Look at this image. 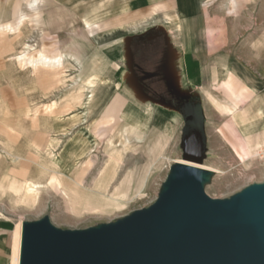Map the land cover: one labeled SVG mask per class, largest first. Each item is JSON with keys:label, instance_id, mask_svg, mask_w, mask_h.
<instances>
[{"label": "rangeland", "instance_id": "374dc122", "mask_svg": "<svg viewBox=\"0 0 264 264\" xmlns=\"http://www.w3.org/2000/svg\"><path fill=\"white\" fill-rule=\"evenodd\" d=\"M33 1L39 0H0V121L5 120L0 124V186L6 188L4 175L19 167L12 157L31 159L35 144L44 147L38 161L50 165L46 154L51 152L58 159L82 132L94 141L88 128L108 105L114 117L99 128V147L92 154L94 165L84 174V185L88 190L99 185V175L109 168L111 143L120 147L123 162L109 184L107 198L128 172L133 171L135 177L122 209L75 214L60 181L48 175L38 178V164L29 163L33 171L29 179L40 183L39 195L18 200L6 189L0 190V222L13 231L20 223L48 217L60 230L83 231L113 224L157 201L173 166L184 162L185 123L176 111L137 96L127 82L125 68L127 39L154 28L165 31L184 80L202 98L207 143L204 165L218 171L208 177L207 195L230 199L251 185L264 183V145L253 158L249 156L247 142L231 116L216 109L208 97L220 104L227 102V87L222 83L230 71L247 85L239 87L241 109H247L254 96L264 100V0H201L200 9L185 0L191 16L184 14V0H47L44 16L31 8ZM154 8V15L148 17ZM84 19L101 22L96 29L99 34L89 36ZM179 22H184L181 30ZM120 23L128 29L108 30ZM43 56L65 60L61 83L48 91L44 85L50 76H40L31 64ZM68 105L69 112L54 123V115L63 113L64 107L67 111ZM27 108L32 110L31 118L23 113ZM137 127L143 133L141 140L131 134Z\"/></svg>", "mask_w": 264, "mask_h": 264}, {"label": "water", "instance_id": "95a60500", "mask_svg": "<svg viewBox=\"0 0 264 264\" xmlns=\"http://www.w3.org/2000/svg\"><path fill=\"white\" fill-rule=\"evenodd\" d=\"M187 123L185 163L173 166L151 207L83 231L60 230L48 217L24 222L20 264H264V183L209 197L205 114Z\"/></svg>", "mask_w": 264, "mask_h": 264}, {"label": "bare ground", "instance_id": "6f19581e", "mask_svg": "<svg viewBox=\"0 0 264 264\" xmlns=\"http://www.w3.org/2000/svg\"><path fill=\"white\" fill-rule=\"evenodd\" d=\"M185 3L186 2L184 0L183 5L185 6V9H186L184 14L188 13L189 16L193 15L192 10H187L188 8H190V6L188 7ZM46 4H47V0L33 1V3L31 4V8L35 12H41L40 16L41 15L44 16L45 13L43 11L46 9ZM190 5L200 9L201 0H191ZM157 6L160 8H163V6L161 5H157ZM155 11H156V8L152 10V12L149 14L148 17L153 16ZM126 13L127 12H123V14H126ZM84 23L86 25L87 33L89 34V36L93 37L96 34H99L96 32V29L99 27L101 22H96L95 20L93 21L90 19H84ZM182 25H184V22L183 24L179 22L177 24V27L180 28L181 30ZM126 27L127 26L125 23L123 24L120 23L116 25L115 27L110 28L108 30H114L117 28L127 30L128 28ZM108 30L103 31V32H108ZM103 32H100V33H103ZM31 64L35 66V69H37L40 76H43V75L50 76V79H51L50 82H48L47 85H44L46 86L47 91L48 89L56 88L59 86V84L61 83L60 81L61 69H63V65L65 67L64 58H55V57L51 58L48 56L47 57L43 56L42 58L36 61L32 60ZM230 76H231V72L228 71L225 77V80H229ZM42 78L43 77H41V79ZM89 84L94 86L92 82H90ZM228 89H230V87ZM233 89L232 88L230 89L231 94L229 95L231 96L230 98L233 99V101H227L224 104H220L210 95L208 97H210V100L212 101V103L217 107L216 109H219L221 112L231 116L233 124L238 128V131L239 133H241L240 135L244 138L245 142H247L248 149H249V156L253 158L257 154V151L259 150V148L262 145H264V100L263 99L261 100L259 96H254L253 99H251V101L249 100L250 103L247 109H241L238 106V100L236 96L237 94L235 93V88L233 87ZM90 102L91 100L88 102L87 105H89ZM1 103L2 102L0 101V107L2 106ZM70 106L71 105L67 106V111L65 110L66 107H64L63 113L59 115H54V118H53L54 123L57 124L61 122L65 113L69 112L68 108H70ZM109 106L110 105L104 108V110L100 113V117L95 121L93 125H91L88 128L94 141L91 142L88 138H86L83 135L84 133L82 132L76 139L69 142V144L65 148L64 153L61 154V156H59L58 159L55 160L54 154L51 152L49 154H46L50 158V161L48 163L50 165H44L43 163H40L38 161L41 158L40 155L44 151V147L38 146L36 144L34 146H31L35 150V153L33 155L32 153H30L31 159L29 158L21 159L20 157L16 158L13 156L11 159L12 162L14 164L18 163L19 167L10 169L8 173L4 175V179L7 181V187L5 188L4 185H1L0 190L6 189L12 195H15L18 198V200L23 199V200L29 201V200L35 199L36 196L39 195L38 193L40 190V183L33 182L29 179V177H32L31 175L33 174V171L31 168L32 166L29 163H34V164H38V167L36 169L38 178H43L48 175L50 176V178H52V181H55V180L60 181V184H62L63 193H65V197L67 198L69 202V206L75 214H82V212L84 211L93 212V211H97V209H104V212H110L113 210L122 209L123 206L125 205V200L129 196V193H130L129 191L131 189L130 187H131V184L135 176H134L133 171L128 172L127 178L125 179V181L123 180L121 184L115 187L113 195L107 198L109 196V195L108 196L106 195L109 184L112 183V180L115 179L116 177L115 175H117L116 172L118 171L117 168L123 162L122 161V158H123L122 151L121 149H119L120 147L119 148L115 147L117 145L114 146L113 143L109 144V147L107 150V152L110 151L109 152L110 157H109V163H108L109 165H107L109 166V168L105 170L103 174L99 175V177H102V178H101L99 185L96 186L95 190H90V189L88 190L84 185V174L89 168H91L94 165V162L92 161L93 159L92 154L96 153V149H98L99 147L98 146L99 140H100L99 137L101 136V133H102L101 131L99 135V132H100L99 128L102 125H104L106 122H110L111 119L114 117L113 111L110 109ZM90 110L91 108H87V112ZM23 113L25 117L31 118L32 110L30 108H27L26 111ZM121 115H122V118L127 121V116L124 115V111L121 113ZM103 119H105V121H103ZM33 120H34L33 123L36 124L37 120L36 119H33ZM53 120L51 119V121ZM4 121L5 120L0 121V124L3 125ZM131 131H132L131 134L135 136L138 140L143 139L142 137L143 133H141V130H139L138 127L135 129H132ZM22 132H23V129L19 130V133L23 134ZM7 139L10 142H12L9 138ZM125 142H126L125 151H127L130 148L129 139H126ZM3 159L5 158L3 157ZM180 163H185V162L181 161ZM201 168L206 169L210 174L218 173V171L206 165L202 166ZM22 228H23L22 223L18 224L12 236L13 251H12L11 264H20Z\"/></svg>", "mask_w": 264, "mask_h": 264}, {"label": "flooded vegetation", "instance_id": "af4514ba", "mask_svg": "<svg viewBox=\"0 0 264 264\" xmlns=\"http://www.w3.org/2000/svg\"><path fill=\"white\" fill-rule=\"evenodd\" d=\"M127 82L132 91L153 105L179 113L186 122L198 113L202 98L184 80L177 52L162 28H154L126 41ZM184 129V131H185Z\"/></svg>", "mask_w": 264, "mask_h": 264}, {"label": "crops", "instance_id": "0c3cea01", "mask_svg": "<svg viewBox=\"0 0 264 264\" xmlns=\"http://www.w3.org/2000/svg\"><path fill=\"white\" fill-rule=\"evenodd\" d=\"M194 20V18H191ZM222 86L227 87V96L226 100L227 101H233L229 96L231 94L230 89L233 87L235 88V93L237 94V100H239L238 92L241 88V86L247 85L241 81V78L237 76L234 72H231V76L229 80H223ZM230 87V89H228ZM247 89V88H246ZM234 90V89H233ZM247 90H250L249 88ZM246 90V91H247ZM229 99V100H228ZM126 121V120H125ZM15 230V229H14ZM14 230L12 231L11 226L7 224L6 222H0V264H11L12 261V251H13V241H12V236L14 233Z\"/></svg>", "mask_w": 264, "mask_h": 264}, {"label": "trees", "instance_id": "16d2710c", "mask_svg": "<svg viewBox=\"0 0 264 264\" xmlns=\"http://www.w3.org/2000/svg\"><path fill=\"white\" fill-rule=\"evenodd\" d=\"M198 113L200 114V116L203 114L202 113V105L201 104H199V106H198ZM187 122V121H186Z\"/></svg>", "mask_w": 264, "mask_h": 264}]
</instances>
